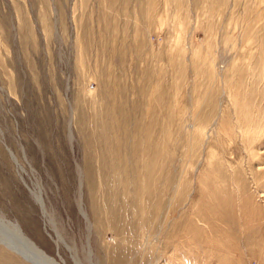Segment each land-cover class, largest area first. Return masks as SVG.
Here are the masks:
<instances>
[{
	"label": "rangeland",
	"instance_id": "374dc122",
	"mask_svg": "<svg viewBox=\"0 0 264 264\" xmlns=\"http://www.w3.org/2000/svg\"><path fill=\"white\" fill-rule=\"evenodd\" d=\"M1 217L59 263L264 264V0H0Z\"/></svg>",
	"mask_w": 264,
	"mask_h": 264
},
{
	"label": "bare ground",
	"instance_id": "6f19581e",
	"mask_svg": "<svg viewBox=\"0 0 264 264\" xmlns=\"http://www.w3.org/2000/svg\"><path fill=\"white\" fill-rule=\"evenodd\" d=\"M37 201L40 204L42 210L45 212L44 202H43L44 200L42 199L41 195L37 196ZM4 220H5V218H4ZM4 220H3V217L0 218V236L2 238H4L5 240H7V242H9L15 250H17L18 252L22 253L25 256L30 257L32 260H34L38 264H65L64 263L65 261L64 262L62 261L59 263L54 258L49 257L46 254V252H44L42 249H40V247L38 245H36L35 242L30 240L23 233L19 224L6 222ZM59 232H60V230H59ZM61 236H62V234H61ZM56 243H57L58 249L60 248L59 247L60 243L64 244L66 247H68L67 244L65 243V241L62 240L61 237L58 235H57ZM58 254H59V251H58ZM72 258H73V256H72ZM74 258H77V257H74ZM74 261L76 264H79V262H78L79 260L77 261L74 259Z\"/></svg>",
	"mask_w": 264,
	"mask_h": 264
}]
</instances>
